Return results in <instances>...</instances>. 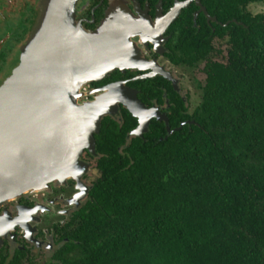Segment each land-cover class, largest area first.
<instances>
[{"label":"trees","instance_id":"obj_1","mask_svg":"<svg viewBox=\"0 0 264 264\" xmlns=\"http://www.w3.org/2000/svg\"><path fill=\"white\" fill-rule=\"evenodd\" d=\"M257 1L205 0L222 23L214 33L203 15L196 27L192 12L180 15V59L192 66L213 52L210 38L225 36L226 62H209L190 113L172 101L171 135L151 119L143 137H130L138 123L126 109L102 119L97 177L84 202L52 225L42 264H264V14L246 9ZM14 250L1 247L0 264H36L29 250Z\"/></svg>","mask_w":264,"mask_h":264},{"label":"water","instance_id":"obj_2","mask_svg":"<svg viewBox=\"0 0 264 264\" xmlns=\"http://www.w3.org/2000/svg\"><path fill=\"white\" fill-rule=\"evenodd\" d=\"M77 1H39L30 35L21 47L20 64L0 87V207L22 195L38 194L51 189L54 183L64 185L71 179L77 188L72 202L77 206L88 192L81 181L88 171L87 163L80 160L81 154L86 150L95 156L94 136L99 133L102 119L114 116L118 105L137 119L138 125L130 136L143 137L151 119L165 123L167 136L174 132L169 129L164 114L145 107L122 82L104 87L101 95L92 101L77 102L80 96H86L79 92L86 84L101 81L116 69L124 73L125 69L135 68L139 57L131 40L138 32V20L132 21L126 10V15L116 17L108 13L96 31H86L76 21ZM189 2L175 5L164 26L173 22ZM200 11L209 18L204 8ZM134 29L137 32L130 33ZM49 62L57 66L54 69L59 75L56 72L55 79L50 77L55 70L44 71L43 65ZM44 77L56 85L55 98L48 103L50 106L52 102L55 108L52 117H45V110L40 116L34 114L36 105L40 107L45 103L43 99H48L46 92L53 85L45 82ZM67 80L76 89H68L65 94L61 83ZM69 137L73 140L66 142ZM68 145L73 146L68 148ZM16 210L20 216L26 210L33 214L37 208L19 206ZM0 220H8L0 228L1 241L16 224L7 212ZM25 227L27 237L31 238L27 222Z\"/></svg>","mask_w":264,"mask_h":264},{"label":"flooded vegetation","instance_id":"obj_3","mask_svg":"<svg viewBox=\"0 0 264 264\" xmlns=\"http://www.w3.org/2000/svg\"><path fill=\"white\" fill-rule=\"evenodd\" d=\"M39 1L40 0H0V55L2 51L7 49L5 47L6 44L11 46L5 53L6 61L9 60L8 65L11 66L9 77L12 71L20 64L22 57L21 47L26 43L30 35L31 24L34 20ZM187 1L188 0H78L75 6L76 21L80 22L81 26L86 31H96L100 27L102 21L105 20L108 13H114V17H116L119 14H124L125 10L126 13L130 14L129 16H131L130 18L132 21H134V19H136V21L138 20V29L140 30L137 29V32L136 29H134L130 32H137L131 39L134 44V51L139 56L135 68L125 69L124 73L118 69L114 70L111 73H120V78L108 83L97 84L103 82L111 73L101 81L88 83L86 88L82 87L79 90L80 93H85L86 96L83 98L80 96L77 102L83 103L84 101H92L97 96L101 95V89L104 87L116 82H122L135 92L139 101L148 109H158L160 113L166 116L172 101L181 99V101L185 103V109L190 113L197 105L190 111L189 104L195 101L199 103L203 95V88L206 85L207 78L205 71L208 68L209 62L224 63L219 45H221L220 47L222 48L226 47V57L229 50V43L225 36L210 38L213 47L212 53L205 56L203 59H196L192 66L183 62L185 60L180 59L182 48L180 44L181 28L179 25L175 26L176 21L183 12H192L190 15L193 27L197 26L196 21L199 19L200 15H203L206 25L211 29L212 33H214L213 25L215 23L222 25V23L218 22L216 18L207 11L204 5L205 0L198 1L209 18L200 11L201 7L197 5L196 0H190L186 7L180 10L175 20L165 27V19L173 7L178 4H184ZM254 6L259 9L255 11ZM246 9L252 16L264 14V0L249 3ZM141 14H143L145 18H143ZM212 18H214V20ZM209 37H211V35ZM13 52L14 56L12 57ZM4 82L0 84V87ZM150 86L154 87L156 92H159V95H152L148 90H144V88H149ZM147 104L149 106H147ZM38 109L39 113L42 110L50 112L48 103L44 104V106H40ZM121 109L125 108L122 105H118L115 115L108 117L116 119L118 117L122 118L120 114ZM39 113L35 112L34 114L40 116ZM190 123H192V121ZM96 159V155L92 156L86 150L80 157L82 162L87 163L89 172L92 169L91 165ZM87 173L88 171L82 176L81 181L90 188V183L87 181L86 177ZM48 190L49 195L47 197H39L41 203L34 199L37 194H33L35 196L31 194L20 196L28 200L26 204L19 203L20 197L14 201V208L19 206L30 209L37 208V211L33 214H30L31 212L26 210L23 211L24 213L22 212L20 216L18 213L17 216H12L11 212L8 211L10 208H8V210L3 207V209L0 208V216H4V213L7 212L11 221L14 220L13 223L16 224L8 235V240L13 243H9V241L1 238L0 248L6 244L7 251L13 254L14 249L27 251L29 247H34L35 250H38V247L42 245L45 248L51 247L52 233L54 231L52 230V225L60 221L62 222L60 216H66L72 212L73 209L71 208L76 206L72 202V199L77 193V188L75 182L71 179L67 180L64 185H60L59 183L54 184V186ZM51 196L53 197L51 198ZM86 197L87 195L80 200L77 207L84 202ZM55 200L60 202L59 207L56 209V213L52 211V203ZM49 213L54 214L59 219L54 218L49 220L46 216ZM25 218L27 220H24ZM43 219H45V222L49 220L48 223H43ZM25 222H27L29 229L32 231L31 238H29V236L27 237L26 231L24 230L26 228ZM7 224L8 222H6V225ZM18 234L22 241L20 246L16 245ZM45 240H48L50 244H45ZM27 244H30V246L26 247Z\"/></svg>","mask_w":264,"mask_h":264},{"label":"rangeland","instance_id":"obj_4","mask_svg":"<svg viewBox=\"0 0 264 264\" xmlns=\"http://www.w3.org/2000/svg\"><path fill=\"white\" fill-rule=\"evenodd\" d=\"M255 7V11H257V9H259V8H257L256 6H254ZM253 7V8H254ZM261 8V7H260ZM221 45H219V49L221 50V52H222V54H221V56H222V58H223V62H225V54H226V47H220ZM227 46V45H226ZM14 56V52H13V54H12V57ZM9 64V60L8 61H1L0 60V84L2 83V82H4V81H6L8 78H9V74H10V71H11V66L10 65H8ZM15 65V64H14ZM87 87V84L84 86V88H86ZM84 96H82V98H83ZM192 101H194V100H192ZM198 104V101H195V102H191L190 104H189V106H190V111L193 109V107H195L196 105ZM94 165H95V162H93V164L91 165V167H92V169H91V171L89 172V170H88V173L86 174V177H87V181L89 182V183H91L92 181H94L95 179H96V177H97V172L94 170ZM54 184H57V183H54ZM48 191L49 190H45V191H43V192H41V193H38L36 196L35 195H33V196H35V200L37 201V202H40L39 200H40V198L39 197H43V196H45V197H47L48 195H49V193H48ZM52 194V193H51ZM53 196H51V198H52ZM14 202H6V203H4V204H2L1 205V207L0 208H5V209H7L8 210V208H10V210H8V211H10L11 212V214H12V216H17V210H16V208H14L15 206V204H13ZM41 203V202H40ZM39 203V204H40ZM59 201L58 200H55L53 203H52V211L53 212H55L56 213V209L59 207ZM2 208V209H3ZM74 207H72L71 209H73ZM0 215H1V213H0ZM37 216V215H36ZM48 218H49V220H51V219H59L58 217H56L54 214H51V213H49V214H47L46 215ZM48 220V221H49ZM48 221H46L45 223H48ZM32 225H34V224H32ZM17 235V234H16ZM19 235V234H18ZM5 240L6 241H9V243H13L12 241H10V240H8V237H6L5 238ZM16 245H18V246H20L21 244H22V241H21V237H20V235L18 236V239H17V241H16ZM45 244H50L49 243V241L48 240H45ZM30 246V244H27L26 245V247H29ZM29 250L31 251V254H33V255H36V259L34 260V261H36L35 263L36 264H42L43 262H44V260H45V257H44V251H45V247H43L42 249H41V251H38V250H35L34 249V247H29Z\"/></svg>","mask_w":264,"mask_h":264},{"label":"bare ground","instance_id":"obj_5","mask_svg":"<svg viewBox=\"0 0 264 264\" xmlns=\"http://www.w3.org/2000/svg\"><path fill=\"white\" fill-rule=\"evenodd\" d=\"M67 27V26H66ZM66 35V34H65ZM54 42H56L55 40H54ZM94 56V55H93ZM58 66H59V64H58ZM43 67H44V71H45V73L46 72H48L49 70H50V72L52 71V70H55L54 68L55 67H57L56 65H53V64H51L50 62L48 63V64H46V65H43ZM56 72H58V70L56 69L54 72H51L50 73V77H52V78H56L57 76H56ZM58 75H59V72H58ZM86 75H88V74H86ZM59 77V76H58ZM43 80L45 81V82H47V81H50V80H52V79H50V78H43ZM51 82V84H53V85H51L50 86V89L46 92V96H47V98L48 99H43V101L45 102V103H41L40 104V106H44V104H46V100L48 101L47 103H49V101H51L53 98H55V93H54V90H55V87H56V85H55V82H53V81H50ZM70 83H72V82H69L68 80L67 81H65V82H62L61 84L64 86V90H65V94H66V91H68V89H76V88H74L73 87V85H72V87H70ZM54 87V88H53ZM61 95H62V93H61ZM36 100V99H35ZM35 103H36V101H35ZM39 107H37V105H36V113L38 112L39 113V109H38ZM45 108V107H44ZM54 106L52 105V102L50 103V112H48L47 111V113H46V115H45V117L46 116H51L52 117V115H55V112H54ZM66 124H67V122H66ZM36 125V124H35ZM35 125H34V127H35ZM66 131H68L67 129H66ZM73 139L72 138H68L67 139V141L66 142H70V141H72ZM71 146H73V145H71ZM70 145H68V148L69 147H71ZM2 226H6V220L5 221H1L0 220V228H2Z\"/></svg>","mask_w":264,"mask_h":264}]
</instances>
